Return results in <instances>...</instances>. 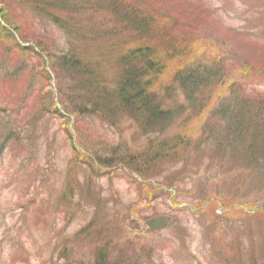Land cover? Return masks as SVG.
I'll return each instance as SVG.
<instances>
[{"label":"rangeland","instance_id":"rangeland-1","mask_svg":"<svg viewBox=\"0 0 264 264\" xmlns=\"http://www.w3.org/2000/svg\"><path fill=\"white\" fill-rule=\"evenodd\" d=\"M0 1L22 39L0 25V264H264V0H67L84 48H153L150 93L178 108L164 129L77 119L75 140L46 114L64 77L38 53L69 45L45 14L56 0ZM194 61L211 81L190 103L177 81Z\"/></svg>","mask_w":264,"mask_h":264},{"label":"trees","instance_id":"trees-1","mask_svg":"<svg viewBox=\"0 0 264 264\" xmlns=\"http://www.w3.org/2000/svg\"><path fill=\"white\" fill-rule=\"evenodd\" d=\"M35 2L41 3L42 0H35ZM67 4V0H56L45 4L46 16H49L51 22L69 39L66 53H62L59 57H51L46 51L41 52L37 47L41 52V57L45 56L50 59L52 67H60L64 79L58 86V93L61 100H64V97L68 98V101H64L63 111L74 119L86 116L98 117L110 125H116L121 117H127L142 122L150 128L162 123L159 121H170L175 118L173 112L178 108L170 109L167 106L168 102L165 106L164 100L160 99L159 95L154 92L150 93L152 87L155 86L153 84L155 79L157 80V76L162 71L161 65L163 64L159 61L161 65L156 66L155 50L140 42L116 51L114 48L103 46L90 47L95 46L97 39L84 48L76 42L79 38L85 40L87 31L83 27H71L69 21L65 19L67 15L79 13V8L77 6L66 7ZM103 4L112 8L118 6L116 0H111L110 4L106 2ZM103 4L98 2L99 6ZM2 7L0 1L1 18L11 26L6 20ZM134 20L131 14L129 24L132 27H134ZM140 24V29L136 31L140 34H148L144 20ZM13 29L18 32L16 28ZM91 30L95 31L96 28L92 27ZM108 31L111 32V29ZM108 31L104 30L106 34L109 33ZM88 48L94 50L96 59H91L90 55L85 53ZM196 65L198 67H195ZM207 72L208 70L201 68L194 61L180 73L181 76L177 81L178 87L190 103L198 89L211 81ZM230 107L223 106L222 108V111L229 110L226 113L222 112L227 117L234 111L230 110Z\"/></svg>","mask_w":264,"mask_h":264},{"label":"water","instance_id":"water-1","mask_svg":"<svg viewBox=\"0 0 264 264\" xmlns=\"http://www.w3.org/2000/svg\"><path fill=\"white\" fill-rule=\"evenodd\" d=\"M169 222L170 218L168 217H157L153 220H150L147 225L150 227L151 230L155 231L164 229Z\"/></svg>","mask_w":264,"mask_h":264}]
</instances>
